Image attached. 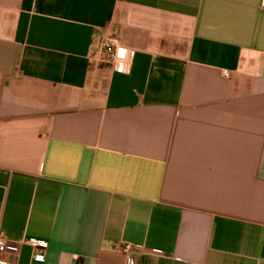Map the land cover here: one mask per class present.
I'll use <instances>...</instances> for the list:
<instances>
[{"label": "crops", "instance_id": "crops-1", "mask_svg": "<svg viewBox=\"0 0 264 264\" xmlns=\"http://www.w3.org/2000/svg\"><path fill=\"white\" fill-rule=\"evenodd\" d=\"M0 236L15 264H264V0H0Z\"/></svg>", "mask_w": 264, "mask_h": 264}, {"label": "built area", "instance_id": "built-area-1", "mask_svg": "<svg viewBox=\"0 0 264 264\" xmlns=\"http://www.w3.org/2000/svg\"><path fill=\"white\" fill-rule=\"evenodd\" d=\"M102 50L108 53L111 58L112 62L115 65V69L121 73H127L128 67L126 65V60L133 56V52L123 49H118L116 45L115 39H106L102 42ZM228 76V74H225ZM34 249V257L38 260L44 261L45 257L43 254L38 252L37 250H45L46 244L43 243H32L31 244ZM19 243H12L7 241L5 238L0 236V256L12 257L15 258L19 253ZM139 247H135L131 244H124L121 247L122 254L127 258L128 264H133L132 256L136 254V251ZM0 264H15L14 261L11 260H0Z\"/></svg>", "mask_w": 264, "mask_h": 264}]
</instances>
